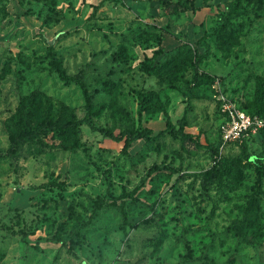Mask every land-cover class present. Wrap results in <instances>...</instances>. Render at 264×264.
<instances>
[{
    "label": "rangeland",
    "instance_id": "rangeland-1",
    "mask_svg": "<svg viewBox=\"0 0 264 264\" xmlns=\"http://www.w3.org/2000/svg\"><path fill=\"white\" fill-rule=\"evenodd\" d=\"M51 55L84 71L96 126L155 133L188 105L192 138L124 147L82 123L6 156L21 101L30 125L85 115ZM195 68L213 80L189 90ZM263 75L264 0H0V264H264V173L245 157L207 173L241 145L264 165V130L220 132L222 97L264 118Z\"/></svg>",
    "mask_w": 264,
    "mask_h": 264
},
{
    "label": "trees",
    "instance_id": "trees-1",
    "mask_svg": "<svg viewBox=\"0 0 264 264\" xmlns=\"http://www.w3.org/2000/svg\"><path fill=\"white\" fill-rule=\"evenodd\" d=\"M166 4L170 3V0H165ZM238 9H235L237 11ZM219 29H215L212 33H215ZM154 55L151 57H148L147 60L149 62V66L151 65V62L154 60ZM50 64L55 70L58 72L59 76L66 81H73L75 82L79 87L80 90L85 98V115L82 118L79 119H69L65 120L63 122H57L53 120L50 117H43L37 122H34L32 125L28 122V120L23 119V113H22V101L19 103L17 107V111L13 115L14 122L16 124V130L13 132H10L8 135L9 144L8 147L3 151V154L6 156L12 157L16 153L17 150H19L20 146L27 142L32 140L37 132L41 129H46L49 131H54L60 135H64L68 133L69 131H75L79 128V126L82 123L87 124L92 129H97L100 132L104 133L106 136L116 139V140H124V147L129 146L130 142L142 138L144 141L152 143L164 136L165 134H178L181 138H192L190 133L185 132L184 126L186 125V112L188 105L185 107L184 114L176 119L177 126H174V124H171L170 122L166 123V126L157 132L153 133L151 127L144 126L139 129H124L120 131L117 135L113 134V132L107 128L96 126L90 119V113L92 110V96L91 93L88 91L85 81H84V71L80 70L77 73L74 74H66L60 68L55 62V58L53 55L50 57ZM213 76L206 72V71H199L198 68H195L191 78L189 79V82L187 84L189 90H191V86L193 84H197L203 81H212ZM264 93V75L263 76H257L256 77V96L255 100L258 104V101L261 99L262 95ZM240 107V106H239ZM242 108V107H240ZM244 109V108H242ZM246 112L250 114H258L257 109H251L250 111L244 109ZM261 116V115H260ZM264 130V127L261 128L259 131ZM233 143V142H231ZM212 151L215 155H217V148H212ZM242 157H245L248 161H251L254 164L256 175L258 180H260L264 173V165L262 163V158L255 155V154H246L245 147L243 145L240 146V151L238 155L234 158L227 159V160H217L216 164L213 166V168L210 171H207V173L212 174H218L220 171L226 169V167L229 164L234 163L236 160H240Z\"/></svg>",
    "mask_w": 264,
    "mask_h": 264
},
{
    "label": "built area",
    "instance_id": "built-area-1",
    "mask_svg": "<svg viewBox=\"0 0 264 264\" xmlns=\"http://www.w3.org/2000/svg\"><path fill=\"white\" fill-rule=\"evenodd\" d=\"M221 100L224 118L220 124V132L223 143L236 142L264 127L262 116L246 112L230 99L222 97Z\"/></svg>",
    "mask_w": 264,
    "mask_h": 264
}]
</instances>
